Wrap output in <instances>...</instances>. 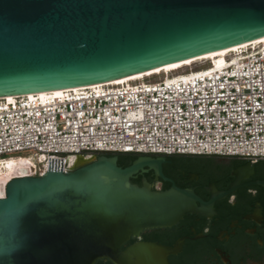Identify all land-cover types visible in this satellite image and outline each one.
<instances>
[{
  "label": "water",
  "instance_id": "water-1",
  "mask_svg": "<svg viewBox=\"0 0 264 264\" xmlns=\"http://www.w3.org/2000/svg\"><path fill=\"white\" fill-rule=\"evenodd\" d=\"M263 36L264 0H0V98ZM0 264H264V161L94 154L63 171L48 158L41 176L6 185Z\"/></svg>",
  "mask_w": 264,
  "mask_h": 264
},
{
  "label": "built area",
  "instance_id": "built-area-1",
  "mask_svg": "<svg viewBox=\"0 0 264 264\" xmlns=\"http://www.w3.org/2000/svg\"><path fill=\"white\" fill-rule=\"evenodd\" d=\"M224 58L219 69L210 61L157 80L150 78L158 74L44 99L2 97L0 170L7 160L24 159L25 174L13 178L41 176L48 158L63 159L66 171L74 156L99 153L264 161V42Z\"/></svg>",
  "mask_w": 264,
  "mask_h": 264
},
{
  "label": "bare ground",
  "instance_id": "bare-ground-1",
  "mask_svg": "<svg viewBox=\"0 0 264 264\" xmlns=\"http://www.w3.org/2000/svg\"><path fill=\"white\" fill-rule=\"evenodd\" d=\"M261 42H264V36L262 37L261 40L253 41L246 46H243V47H240V48H237L234 50L219 51V52H214V53H210V54H204V55L196 57V58L187 59V60L180 61V62H175V63L168 64V65H165L163 67L156 68V69L144 72V73L135 74L132 76L120 78V79H117L114 81L101 83V84H97V85L100 86V85L109 84V83H121V82L128 81V80H137V79H141V78L146 77V76L156 75V74H160L162 72H168V71L177 70V69L182 68V67H187V66H190L193 63L201 61V60H212V61L214 60L212 62L213 66H214L213 68L219 69L224 65V62H225L224 57H226L231 52H235V51H238L239 49L246 48L249 45L258 44ZM97 85H93V86H97ZM93 86H88V87H93ZM78 88H81V87L69 88L66 90H71V89L75 90ZM63 91H65V90H52L50 92H40V93L24 95V96L31 97L32 95H38L40 98L44 99V98H47V96H57ZM13 97L14 96H7V97H3V99L12 100ZM26 166H27V161L24 159H20V160L10 159V160H7L5 162V164L3 165L4 169L0 170V195L1 196H3L2 187L11 178L17 177L20 174H25Z\"/></svg>",
  "mask_w": 264,
  "mask_h": 264
},
{
  "label": "rangeland",
  "instance_id": "rangeland-1",
  "mask_svg": "<svg viewBox=\"0 0 264 264\" xmlns=\"http://www.w3.org/2000/svg\"><path fill=\"white\" fill-rule=\"evenodd\" d=\"M210 61L213 62L214 60L213 61L212 60H201V61H198V62L193 63L190 66L179 68L176 71L172 72V74L184 73V72H188V71H191V70H196V69H198L200 67H203V66L209 64ZM162 76H163V72L158 74V76H154V77L150 78V80H157V79L162 78ZM33 161L36 162V159L33 158Z\"/></svg>",
  "mask_w": 264,
  "mask_h": 264
},
{
  "label": "trees",
  "instance_id": "trees-1",
  "mask_svg": "<svg viewBox=\"0 0 264 264\" xmlns=\"http://www.w3.org/2000/svg\"><path fill=\"white\" fill-rule=\"evenodd\" d=\"M98 155L140 156V154H133V153H99ZM166 157H181V158H204V159H212L213 156L173 155V156H166Z\"/></svg>",
  "mask_w": 264,
  "mask_h": 264
},
{
  "label": "flooded vegetation",
  "instance_id": "flooded-vegetation-1",
  "mask_svg": "<svg viewBox=\"0 0 264 264\" xmlns=\"http://www.w3.org/2000/svg\"><path fill=\"white\" fill-rule=\"evenodd\" d=\"M221 159L239 160V159H235V158H221ZM151 182H152V187H153L154 190H160L161 185H162V181L151 179ZM234 198H235V194H231L228 197V201L232 202Z\"/></svg>",
  "mask_w": 264,
  "mask_h": 264
},
{
  "label": "crops",
  "instance_id": "crops-1",
  "mask_svg": "<svg viewBox=\"0 0 264 264\" xmlns=\"http://www.w3.org/2000/svg\"><path fill=\"white\" fill-rule=\"evenodd\" d=\"M221 158H225V157H220V156H213L212 159H221Z\"/></svg>",
  "mask_w": 264,
  "mask_h": 264
}]
</instances>
